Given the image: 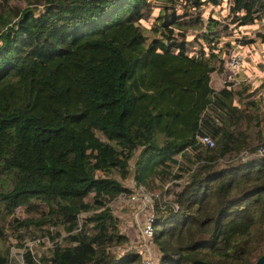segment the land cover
Returning a JSON list of instances; mask_svg holds the SVG:
<instances>
[{
	"label": "trees",
	"instance_id": "obj_1",
	"mask_svg": "<svg viewBox=\"0 0 264 264\" xmlns=\"http://www.w3.org/2000/svg\"><path fill=\"white\" fill-rule=\"evenodd\" d=\"M23 2L0 0V264L7 229L50 241L25 249V264H141L140 251L113 250L128 235L107 203L129 174L181 178L152 203L141 243L155 247L153 264H253L264 252V103L255 87L215 89L210 77L228 70L219 43L264 18V0ZM17 206L36 214L19 218Z\"/></svg>",
	"mask_w": 264,
	"mask_h": 264
},
{
	"label": "rangeland",
	"instance_id": "obj_2",
	"mask_svg": "<svg viewBox=\"0 0 264 264\" xmlns=\"http://www.w3.org/2000/svg\"><path fill=\"white\" fill-rule=\"evenodd\" d=\"M10 3H17L19 5H23V0H9ZM183 9V8H182ZM159 9L154 8V14L153 17L155 18V15L158 13ZM219 13V12H218ZM221 17V15H220ZM143 31L147 35L146 43L148 41H151L153 38V35L156 34L150 27L154 23L150 19H147V21L141 22ZM197 30L201 31L202 28L193 26L189 28L190 32H194ZM264 32V18H261L260 20H256L253 24L249 26H241V28H235L233 29L232 34L228 37L230 38V44L226 45L224 44V41L219 43V47L221 52L224 53V59H226L229 55L234 53L240 54V61H241V68L236 74L234 78V83L236 84H246L247 88H256L259 89L257 92V97H260L262 99L261 105H263L264 101V43H262L259 40V36H257L256 32ZM243 33L248 34L250 37L253 38V41L246 43L242 46H236L235 40L237 37L242 35ZM232 44V46H231ZM216 75L214 72L211 73L210 77V85L218 87L219 86V80H216ZM223 78H220V82H222ZM216 81V82H215ZM235 84V85H236ZM235 101L239 102L237 97H235ZM100 137L101 134L97 133ZM242 152V151H241ZM255 154H250L245 156V154L237 153L233 158H237L239 160H242L244 158L253 156ZM225 160L227 158H224ZM222 159V161L224 160ZM133 169V161L131 160L129 162V171L128 173H131ZM181 178L179 179H173L168 178L163 183H159L156 179H151L149 183L143 184V188L151 193V197L153 195V199L155 196H157L163 188H166V186L170 187L171 189H179L176 185L170 184V182L173 181V183L180 182ZM121 183L123 185H126L129 187V189H134L136 184L133 182L131 175L129 174L124 179H121ZM170 195V194H169ZM109 207L111 208L113 214L118 218V228L121 233H127L128 240L123 245H117L113 248L114 251L120 252L121 250H125L126 248H134L141 252L143 255V258H147L148 255L152 261L155 259V256H157V251L153 245H143L142 240L139 236V225L140 222L143 219V212L142 215L139 212H136V208L131 206L130 202L127 200L124 201H117L111 199L108 203ZM146 209H150V206L146 205ZM146 210L144 209V212ZM36 214V211L28 212L24 209L22 206H17L14 209L15 216L22 218L25 215L28 214ZM86 212H82L81 216H79L78 221L81 222V217L85 215ZM135 213L137 215H135ZM8 233L7 238L3 241L2 245H8V253L10 252V257L12 259L11 264H15L14 255H18L23 248L30 247V249L33 252H40L45 247H49L51 245L50 241L45 236H35V237H24L20 241H16L17 231L11 232V230H6ZM10 242V243H9ZM154 262V261H153Z\"/></svg>",
	"mask_w": 264,
	"mask_h": 264
},
{
	"label": "built area",
	"instance_id": "obj_3",
	"mask_svg": "<svg viewBox=\"0 0 264 264\" xmlns=\"http://www.w3.org/2000/svg\"><path fill=\"white\" fill-rule=\"evenodd\" d=\"M225 64L227 65L228 70L226 71L223 80L234 81V78L241 67L240 54L234 53V54L229 55L225 59ZM199 140L200 142L206 144L207 146L213 145V139L208 134L202 135ZM240 153L245 154V156L250 155V154L260 155L263 153V151L261 147H258L254 153L247 152V151H242ZM135 186L136 187L134 189H129L128 191L120 192L116 197H114V200L115 199L117 201L127 200L130 202L131 206L136 208L135 210L136 212H139L141 215H142L141 212H143V219L139 225L140 226L139 233H140L141 240L145 241L146 239L150 238L153 234L152 222L154 219V214L152 212V203L154 199H153V195L151 197V193H149L143 188L144 187L143 184H136ZM168 188L169 187L166 186V188H163L161 190L160 199L168 198V196L164 195L165 190H167ZM158 196L159 194L155 196L154 198L158 199ZM146 205L150 206V209H146L145 208ZM174 208H176V205H174ZM144 209L146 210L145 212H144ZM135 215L137 214L135 213ZM25 249H29L32 252L30 247L23 248L22 251L17 256L14 255L15 260L13 261H15V264H25L23 260V251ZM8 256H9L8 264H11L12 259L10 257V252L8 253ZM148 257L142 258L141 264H153V261Z\"/></svg>",
	"mask_w": 264,
	"mask_h": 264
},
{
	"label": "water",
	"instance_id": "obj_4",
	"mask_svg": "<svg viewBox=\"0 0 264 264\" xmlns=\"http://www.w3.org/2000/svg\"><path fill=\"white\" fill-rule=\"evenodd\" d=\"M253 264H264V252L258 255V257L254 260Z\"/></svg>",
	"mask_w": 264,
	"mask_h": 264
},
{
	"label": "crops",
	"instance_id": "obj_5",
	"mask_svg": "<svg viewBox=\"0 0 264 264\" xmlns=\"http://www.w3.org/2000/svg\"><path fill=\"white\" fill-rule=\"evenodd\" d=\"M220 78L222 79L223 77L216 76V80H217V79L219 80V86H221ZM222 81H223V80H222ZM215 82H216V81H215ZM219 86H218V87L212 86V87L215 88V89H217V88H219Z\"/></svg>",
	"mask_w": 264,
	"mask_h": 264
}]
</instances>
